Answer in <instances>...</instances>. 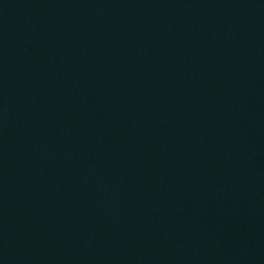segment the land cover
Here are the masks:
<instances>
[{"label": "water", "instance_id": "obj_1", "mask_svg": "<svg viewBox=\"0 0 264 264\" xmlns=\"http://www.w3.org/2000/svg\"><path fill=\"white\" fill-rule=\"evenodd\" d=\"M0 264H264V0H0Z\"/></svg>", "mask_w": 264, "mask_h": 264}]
</instances>
